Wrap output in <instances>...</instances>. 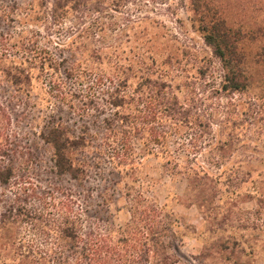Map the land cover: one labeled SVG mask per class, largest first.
<instances>
[{"label": "rangeland", "instance_id": "1", "mask_svg": "<svg viewBox=\"0 0 264 264\" xmlns=\"http://www.w3.org/2000/svg\"><path fill=\"white\" fill-rule=\"evenodd\" d=\"M50 2L0 0V64L28 73L25 88L0 81L15 150V176L0 184V264H49L55 240L46 232L69 200L86 231L115 232L141 208L140 192L173 213L175 238H164L172 264H264V0H89L56 14ZM198 4L210 10L206 21L241 30L249 74L243 93L221 90V64L198 31ZM72 65L82 75L119 66L134 95L137 73L147 68L151 82L163 83L187 110L189 125L163 122L164 148L134 141L136 154L121 165L104 129L113 110L103 91L92 95L65 78ZM136 109L131 102L122 111ZM48 123L70 137L85 134V147L72 154L79 179L55 173L39 135ZM203 140L219 148L201 145L195 156ZM186 169L190 184L180 174Z\"/></svg>", "mask_w": 264, "mask_h": 264}, {"label": "trees", "instance_id": "2", "mask_svg": "<svg viewBox=\"0 0 264 264\" xmlns=\"http://www.w3.org/2000/svg\"><path fill=\"white\" fill-rule=\"evenodd\" d=\"M88 1L51 0L46 8L50 9L52 14H56L60 10L76 8ZM199 6L198 4L197 7ZM199 11L204 24L202 28H198V31L204 44L210 48L212 55L221 64V90L227 94L243 93L249 85V74L240 49L241 30L230 28L223 21H215L214 18L206 21L210 10L204 6L202 8L200 6ZM58 15L55 16L58 17ZM3 38L5 35L0 34V39L3 40ZM261 49L263 50L264 47ZM0 54L4 53L0 52ZM11 64L8 67H2L0 64V81L14 88H25L28 80L27 70ZM74 66L66 68L65 78H75L76 81L85 83L92 95L94 92L98 94L103 91L105 104L113 110L111 116L103 119L104 129L112 135V143L115 145L112 149L114 155L117 154L121 165L132 161L131 157L136 154L138 149L134 141L140 143L143 139L145 141L143 148L147 150L150 145L155 148H164L169 128H165L163 122L171 120L185 123L186 127L189 125L187 110L171 91H165L163 83L156 80L151 82V74L147 68H140V72L137 73L140 93L136 94L134 90V95L129 91L127 72L125 69L120 70L119 66L112 69V74L106 71L101 72L100 69H91L84 72V75L79 73L78 66ZM51 84V87H59V84L56 85L54 82ZM106 84L107 88L104 90L103 86ZM144 84L148 86L143 87ZM143 89L148 90L146 96L141 94ZM134 98H137L136 101ZM89 101L92 102V99L90 98ZM131 102H134L137 107L136 113H123L122 109ZM84 108L82 111H85ZM10 122L8 108L0 103V184L4 185H7L15 176V167L9 163L15 151L11 148V134L6 130V125ZM195 127L196 125L191 126V128ZM39 135L40 140L51 151V162L55 173L60 176L68 175L74 180L79 179V168L76 167L78 164L72 154L77 149L85 147V134L70 137L61 124L48 123L46 132H41ZM144 135L148 138H144ZM116 140L119 143L115 142ZM200 143L199 150H194L195 156L198 151H201V145H208V147L213 145L216 149L219 146L215 147V145L220 142L206 144L203 140ZM3 161H7V164ZM201 169L198 173L205 168ZM187 170L180 174L185 176L186 183L190 184ZM207 175L208 173L205 172L203 177L208 178ZM139 197L142 200V206L139 210L130 212L131 220L123 228L105 233L94 231V226L92 230L86 231V224H83L81 215L74 213L69 200L63 206L61 215L51 221L54 228L46 232L48 237L55 240V248L50 252L49 261L46 260V262L48 261L49 264L50 262L51 264H172L164 238H175L173 213L165 211L153 200H148L142 192ZM136 248L138 252L135 251Z\"/></svg>", "mask_w": 264, "mask_h": 264}]
</instances>
